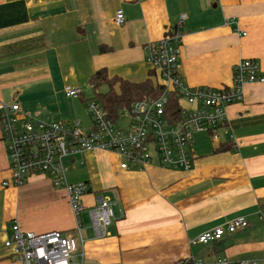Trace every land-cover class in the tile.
I'll list each match as a JSON object with an SVG mask.
<instances>
[{
	"label": "crops",
	"instance_id": "1",
	"mask_svg": "<svg viewBox=\"0 0 264 264\" xmlns=\"http://www.w3.org/2000/svg\"><path fill=\"white\" fill-rule=\"evenodd\" d=\"M172 36L181 40L180 74L191 87L232 86L242 60L257 61L264 73V0H0V107L18 104L38 120L90 131L92 77L107 70L111 78L145 82L152 72L145 46ZM66 87L80 89L82 98H68ZM228 116L231 141L218 144L206 135L213 146L193 147L189 171L157 164L123 170L120 156L100 150L71 159L68 183L91 189L83 197L87 239L78 240L76 262L264 264V84L246 85ZM11 176L0 127V264H15L5 246L15 223L36 235L78 236L64 187L45 175L4 187ZM99 195L125 212L122 219L116 212L103 239L95 237L88 214ZM240 217L247 229L217 243L191 244Z\"/></svg>",
	"mask_w": 264,
	"mask_h": 264
},
{
	"label": "built area",
	"instance_id": "2",
	"mask_svg": "<svg viewBox=\"0 0 264 264\" xmlns=\"http://www.w3.org/2000/svg\"><path fill=\"white\" fill-rule=\"evenodd\" d=\"M144 1V0H139ZM125 20L122 11L116 23ZM181 40L178 36L151 42L145 46L147 63L155 81L163 88L156 99L136 102L117 122L110 119L102 106L88 100L86 108L93 119L90 131L80 124L47 123L25 114L20 105L0 107V127L10 160L11 180L3 186L21 187L34 175H45L56 187H64L72 211L78 220V236L52 232L42 235L23 232L12 225L13 240L5 246L12 250L15 264H78L79 241L84 244L82 214L87 210L83 197L91 192L86 183L69 184L68 162L89 151H106L123 159V170H142L152 165L189 171L194 164V137L205 134L213 142L231 141L228 109L244 99V87L264 84V73L255 60H242L234 67V84L220 89L191 87L180 74ZM71 99H81L80 89L66 87ZM122 219L124 209L117 202L97 196L96 204L88 209L96 238L109 236L108 229ZM250 226L246 218H236L227 225L203 233L192 245L219 242L226 234H235ZM83 258V255L81 256ZM193 264H260L232 263L226 259L214 263L195 260Z\"/></svg>",
	"mask_w": 264,
	"mask_h": 264
},
{
	"label": "trees",
	"instance_id": "3",
	"mask_svg": "<svg viewBox=\"0 0 264 264\" xmlns=\"http://www.w3.org/2000/svg\"><path fill=\"white\" fill-rule=\"evenodd\" d=\"M154 76L155 74L151 72V78L145 82L132 83L119 77L111 78L107 70H100L91 79L93 91L91 100L98 102L107 116L117 122L136 102L153 100L163 93V88L155 81ZM104 88L107 91L101 93L100 90ZM221 149L225 150L226 147Z\"/></svg>",
	"mask_w": 264,
	"mask_h": 264
},
{
	"label": "rangeland",
	"instance_id": "4",
	"mask_svg": "<svg viewBox=\"0 0 264 264\" xmlns=\"http://www.w3.org/2000/svg\"><path fill=\"white\" fill-rule=\"evenodd\" d=\"M106 91H107V89H105V88L100 90L101 93L106 92ZM194 143H195V145H194L195 149L212 145L209 142V138L205 134L196 135L194 137ZM83 236L85 239H87V233L86 232L83 233ZM81 251H82V249L80 248L77 252V255H79ZM77 262H78V264H80L79 258L77 259ZM85 264H90V263L88 261H85Z\"/></svg>",
	"mask_w": 264,
	"mask_h": 264
}]
</instances>
